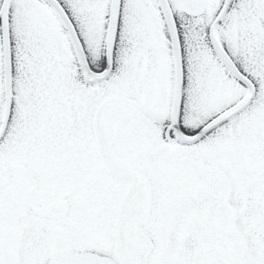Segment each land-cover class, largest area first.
Segmentation results:
<instances>
[{
    "label": "snow or ice",
    "instance_id": "snow-or-ice-1",
    "mask_svg": "<svg viewBox=\"0 0 264 264\" xmlns=\"http://www.w3.org/2000/svg\"><path fill=\"white\" fill-rule=\"evenodd\" d=\"M0 264H264V0H0Z\"/></svg>",
    "mask_w": 264,
    "mask_h": 264
}]
</instances>
